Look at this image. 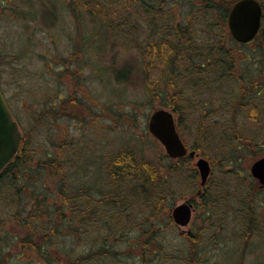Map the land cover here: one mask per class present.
I'll return each mask as SVG.
<instances>
[{"label":"trees","instance_id":"trees-1","mask_svg":"<svg viewBox=\"0 0 264 264\" xmlns=\"http://www.w3.org/2000/svg\"><path fill=\"white\" fill-rule=\"evenodd\" d=\"M6 1L8 0H1L3 3ZM237 1L227 3L226 0H189L191 12L182 18L177 7L173 9L165 7L169 0H66L67 9L79 25L80 17L84 14L95 24L97 34L95 32L90 40L94 42L90 45V50H94L95 47L99 49L95 42L106 44L111 40L142 42L140 45L136 44L135 48L141 50L145 46L146 51L134 57L135 63L126 62L116 69L115 78L120 83L133 76L141 77L136 68L139 66L147 96L159 98L167 91L169 101L158 102L160 104L155 107L153 104L154 110L164 108L174 112L177 126L187 144L188 133L186 135L183 123L186 128L193 124L188 116L197 112V109L202 112L203 108V113L207 112L218 100L224 103L222 110L223 114L229 113L228 121L220 123L219 120L214 122V118L211 119L215 113H219L218 109L201 115L200 123H194L197 126L194 132L196 144L190 147L201 156L209 158L215 173L218 168L230 166L232 171L235 169L238 171V167L243 166L242 151H247L251 156L252 160L247 162L249 165L263 156L258 150L260 144L254 141L257 139L256 135L245 137L238 129L242 108H249V118L262 125L259 116L264 117V99H256L264 94V69H261L257 78L249 80L237 67V63L244 55L241 53L242 58L235 51H242V47L246 48L248 45L236 42L227 26L229 11ZM261 1L264 9V0ZM40 2L44 23L52 21L51 23L55 24L56 6L47 0ZM11 3L8 15H15L18 8L12 1ZM29 3L30 10L27 13H31L32 10L36 13L38 9L34 0H30ZM130 3L133 4L130 10L118 12L119 7ZM25 15L26 18L34 19L32 13ZM52 18L54 20H51ZM197 32L202 38L205 36L202 40L206 42H197ZM96 35L97 41H94ZM258 37L262 42H257V46L264 51V22ZM230 47L232 51L229 50ZM78 57L77 53L73 58L63 62L72 64ZM80 74V70L79 73H74V76L70 70L58 73L59 79L65 78L69 96L61 102L59 109H45L44 116L51 115L57 119L60 117L84 119L81 117L84 111L81 109L78 92L86 91V88L81 85ZM230 104L231 106L226 108V105ZM179 113H182L184 119ZM128 114L130 127L135 130L138 112ZM41 117L37 119L35 127L42 125ZM216 123H229L232 130L231 138L225 131L217 134ZM153 140L159 151L155 158L143 155L139 157L137 151L128 149L114 153L107 160L108 182L104 183L102 188L94 185L71 188L65 164L66 144H59L57 154L53 155L51 160L39 164L42 172L45 171L46 184H42L41 192H36L34 187L37 183L31 176V171L37 170L33 166L35 151L32 149V140L25 135L18 155L0 174L2 187L16 186L24 180V187H20L18 191L29 195V209L25 205L23 212L18 211L7 219V224L14 223L15 232L14 235H10L14 241L13 250L20 252L17 255L21 257L25 256L22 263L88 264L101 257L117 259L118 255L129 258L137 255L141 264H152L155 260L153 254H157L159 248L160 252L165 251L166 239L163 230L167 231L170 226H174L171 211L183 190L194 185L201 189L194 159L190 156L169 158L161 144L154 138ZM204 141L218 143L221 146L218 148L219 152L224 153L222 149H226L224 156L217 160L211 158L207 152L205 154L202 147ZM51 156L52 154H48V157ZM236 175L246 180L247 176H241V172H237ZM248 175L251 186L248 194L252 193L254 197V194L261 193L264 189H260L259 182L252 178L250 173ZM212 177L213 175L204 187V193L189 195V200L205 212L203 222L204 220L211 222V227L214 224L213 216L217 215L216 204L210 198L212 185L209 184L213 182ZM253 197L250 201L252 207ZM195 198L199 200L196 201ZM224 213L226 215V212ZM244 217L248 226L254 225L258 217L261 218L250 210ZM126 222L132 228L138 227L139 230L146 225L148 227L140 233L133 246L130 245L126 251L118 252L111 246L109 239L116 235V231H121V226ZM43 223H47V226L44 227ZM118 223L120 227H116ZM200 224L202 225L201 222ZM85 229L88 233L94 232L96 236L98 235L97 239L95 236V240L99 246L93 252L75 258L70 254L63 255L62 251L53 253L50 250L55 247V239L58 237L70 236L73 240L80 241ZM203 230L204 228H200L199 232ZM131 234L130 228L126 233L121 232L115 241L129 239ZM185 236L190 243L185 263L200 264L199 238L193 233ZM0 264L4 262L1 261Z\"/></svg>","mask_w":264,"mask_h":264},{"label":"rangeland","instance_id":"rangeland-1","mask_svg":"<svg viewBox=\"0 0 264 264\" xmlns=\"http://www.w3.org/2000/svg\"><path fill=\"white\" fill-rule=\"evenodd\" d=\"M11 1L18 8V13L15 15H8ZM29 1L8 0L3 3L0 0V83L14 118L20 123L23 133L32 140V149L35 151L33 166L37 168L36 171H31V176L37 183L34 191L41 192L42 186L46 184L45 171L42 172L39 164L51 160L57 154L59 144H66L67 177L73 189L90 185L102 188L103 184L108 182L107 160L116 152L128 149L137 151L139 157L143 155L155 158L159 151L148 131V122L154 107L169 101L167 91L159 98L147 96L141 68L136 65L141 77L133 76L119 83L114 74V71L126 62L135 63L134 57L146 51L145 46L141 50L135 48L136 44L140 45L142 42L129 40L128 42L111 40L107 44L95 42L99 49L95 47L94 50H90V45L94 44L90 40L95 32L97 34V29L88 15L84 14L80 17L79 25L67 9L66 0H47L56 6V22L45 24L40 8L41 0H34L38 9L36 13H33V10L31 12L34 19L26 18L25 14H31L27 13L30 10ZM169 1L165 7L167 9L177 7L182 18L191 12L189 0ZM226 1L228 3L232 0ZM132 5L130 3L119 7L118 12L130 10ZM196 35L197 42H206L202 40L205 36L202 38L198 32ZM94 41H97V35ZM257 42H262L258 36L246 48L242 47V51L234 50L237 54L244 55V58L242 56L243 59L237 63V67L249 80L257 78L261 69H264V51L257 46ZM128 48L130 49L127 50ZM229 50L232 51V48L230 47ZM77 53L79 57L72 64L63 62L73 58ZM67 70H70L73 76L74 73H79V70L81 72V85L83 84L82 87H85L86 91H79L78 96L81 99V109L84 111L81 117L84 119L68 117L57 119L51 115H43L45 109H59L61 102L68 98L69 90L65 85V78L59 79L58 75L59 72L64 73ZM261 99H264V94L256 100ZM222 104L224 103L218 100L208 108L207 112L203 113V108L202 112L197 109V112L188 116L193 124L188 128L184 123L183 126L186 135L188 133L187 141L190 146L196 144L194 132L197 126L194 123H200L201 115L218 109L219 113H215L211 119L214 118V122L220 121V123L228 121L229 113L223 114ZM231 104L226 105V108ZM134 111L138 112L135 130L130 127L128 114ZM39 115L42 116L41 119L43 118L42 125L35 127ZM179 115L183 118L182 113ZM249 115V108L241 109L238 129L245 137L256 135L257 139L254 141L260 144L258 150L264 156V117L259 116L262 125H258L249 118ZM220 123L215 124L216 133L225 131L231 138L232 130L229 128V123ZM233 143L238 145L235 141ZM202 145L203 152H207L211 158L217 160H220L226 152V149H222L224 153L219 152L218 148L221 146L218 143L211 144L204 141ZM48 154L52 156L48 157ZM241 154L244 156V159L241 157L243 166L238 167V171L237 169L232 171L230 166L218 168L216 173L212 172L213 182L209 184L212 185L210 198L216 204L217 213L213 216V227L211 222L208 223L207 220L203 222V217L206 216L203 209L195 207L192 223L189 226L184 228L174 225L167 231L163 230L166 239L165 251L160 252L157 244L159 249L157 254H153L155 260L152 264H186L185 258L190 243L185 234H182L184 231H192L199 238L200 264H264V190L263 193L254 194V197L252 193L248 194L251 186L248 175L250 165L247 162L252 159L247 151H242ZM237 172H241L243 177L247 176L246 180L239 178ZM24 184L25 181L22 180L16 186L0 185V237H2L0 262L3 261L4 264H23L25 258L17 255L20 252L13 250L14 241L10 234L14 235L15 226L10 222L7 224V219L18 211L23 212L25 205L29 209V195L18 191L20 187H24ZM199 189L195 185L184 189L176 205L188 200L190 193L196 194ZM203 191L204 188L202 193ZM252 197L254 207L250 205ZM195 200L199 199L195 198ZM249 210L261 216L254 225L250 224V227L244 217ZM46 226L47 223L44 224V227ZM116 227H120V224L118 223ZM145 227L148 225L139 230L138 227L132 228L127 222L124 223V226H121L122 230L116 231V235L110 237L111 246L115 251H126L130 245L133 246L137 242L138 236ZM130 228L132 234L129 239L115 241L121 232L126 233ZM200 228H204L203 232H199ZM95 236L94 232L88 233L85 229L80 241L73 240L70 236L58 237L55 239V247L49 249L53 253L62 251L63 255L70 254L77 258L97 249L99 244ZM97 237L98 235L96 239ZM136 257L129 258L124 255H118L117 259L101 257L88 264H141L140 258Z\"/></svg>","mask_w":264,"mask_h":264},{"label":"water","instance_id":"water-1","mask_svg":"<svg viewBox=\"0 0 264 264\" xmlns=\"http://www.w3.org/2000/svg\"><path fill=\"white\" fill-rule=\"evenodd\" d=\"M262 6L257 0H240L229 14V29L232 36L241 43L252 41L258 34L262 20ZM149 132L163 145L168 156L181 158L186 155L195 157V151L189 152L183 142L172 112L166 109L155 110L148 123ZM23 133L13 117L0 86V173L18 154ZM201 184L205 185L211 174L210 162L205 158L196 161ZM251 174L264 186V157L252 163ZM193 206L189 202L177 205L172 216L176 224L186 227L192 218Z\"/></svg>","mask_w":264,"mask_h":264},{"label":"flooded vegetation","instance_id":"flooded-vegetation-1","mask_svg":"<svg viewBox=\"0 0 264 264\" xmlns=\"http://www.w3.org/2000/svg\"><path fill=\"white\" fill-rule=\"evenodd\" d=\"M1 185V184H0Z\"/></svg>","mask_w":264,"mask_h":264}]
</instances>
